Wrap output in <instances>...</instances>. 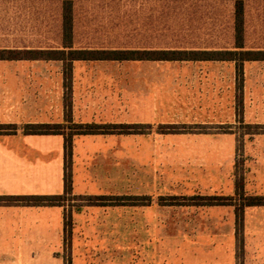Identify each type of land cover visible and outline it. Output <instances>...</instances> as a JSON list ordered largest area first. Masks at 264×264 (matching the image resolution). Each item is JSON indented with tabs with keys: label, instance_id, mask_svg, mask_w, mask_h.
Segmentation results:
<instances>
[{
	"label": "rangeland",
	"instance_id": "rangeland-1",
	"mask_svg": "<svg viewBox=\"0 0 264 264\" xmlns=\"http://www.w3.org/2000/svg\"><path fill=\"white\" fill-rule=\"evenodd\" d=\"M39 3L10 11L0 2V48L61 47L60 3ZM74 26L76 48L231 49L234 1L78 0ZM245 46L264 49V0L245 4ZM72 69L50 61L20 73L41 83L23 89L28 98L59 106L62 130H52L63 133L65 177L81 194L150 198L100 205L68 194V245L75 212L96 225L88 251L100 262L264 264V206L245 207L237 229L233 205L192 204L264 196V61L243 62L242 73L232 61H77ZM94 123L124 127L84 134Z\"/></svg>",
	"mask_w": 264,
	"mask_h": 264
},
{
	"label": "crops",
	"instance_id": "crops-1",
	"mask_svg": "<svg viewBox=\"0 0 264 264\" xmlns=\"http://www.w3.org/2000/svg\"><path fill=\"white\" fill-rule=\"evenodd\" d=\"M51 1L59 2L61 6L59 0H0L7 4L10 11L35 2L37 7L39 2ZM50 61L58 60H0V124L17 127L15 132L0 133V195H61L64 192L63 133L34 135L24 134L22 130L25 124L31 123L61 124L55 122L59 116H56L59 106L54 100H41L39 96L31 99L25 95L32 94L29 90L24 91L25 87L38 88L41 83L33 81L31 77L26 81L20 74L38 69L44 71ZM60 62L64 71L63 62ZM174 62L213 64L228 61ZM74 180L73 176V184ZM81 180L91 184L93 190L96 189L95 180ZM71 194L99 195L96 192L81 194L72 185ZM65 214L63 204H0V264H118L90 258L88 250L96 246L87 239V235L97 231V227L92 223L80 222L75 212L69 230L71 244L68 245Z\"/></svg>",
	"mask_w": 264,
	"mask_h": 264
},
{
	"label": "trees",
	"instance_id": "trees-1",
	"mask_svg": "<svg viewBox=\"0 0 264 264\" xmlns=\"http://www.w3.org/2000/svg\"><path fill=\"white\" fill-rule=\"evenodd\" d=\"M61 2V47L60 48H0V60H58L62 61L65 70L70 71L75 61H232L242 73L243 62L264 61V49H248L245 46V4L248 0L234 1V46L229 49L202 48H76L74 46V6L78 0H59ZM123 1V0H115ZM129 1V0H127ZM186 1V0H185ZM81 125V124H79ZM89 130L84 134L100 133L106 127L121 128L115 124H87ZM8 128H12L8 130ZM16 125L0 124V133L15 132ZM53 128L61 129V124L31 123L22 127L24 134H56ZM62 130V129H61ZM67 140L65 138V144ZM68 143V142H67ZM71 193V184L64 177V192L61 195H0V204H20L29 206L60 205L65 196ZM100 205L144 204L136 200L147 199L148 196H93ZM244 202L235 205L231 198L222 196H194L195 205H233L237 229L242 227L245 207L264 206V196L251 195L243 197ZM126 200H131L126 203ZM101 201V202H100ZM95 204V203H92Z\"/></svg>",
	"mask_w": 264,
	"mask_h": 264
}]
</instances>
